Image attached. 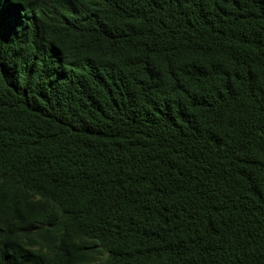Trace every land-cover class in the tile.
Wrapping results in <instances>:
<instances>
[{"label":"trees","instance_id":"obj_1","mask_svg":"<svg viewBox=\"0 0 264 264\" xmlns=\"http://www.w3.org/2000/svg\"><path fill=\"white\" fill-rule=\"evenodd\" d=\"M0 264H264V0H0Z\"/></svg>","mask_w":264,"mask_h":264}]
</instances>
